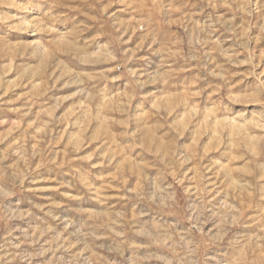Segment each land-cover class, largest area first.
Here are the masks:
<instances>
[{"label": "rangeland", "instance_id": "1", "mask_svg": "<svg viewBox=\"0 0 264 264\" xmlns=\"http://www.w3.org/2000/svg\"><path fill=\"white\" fill-rule=\"evenodd\" d=\"M26 2L27 0H0V13L19 12L20 9L6 5L12 3L23 5ZM157 2H162L168 7L152 12L150 7L144 6L149 4L150 0H45L43 11L53 10V14L57 17L56 28L62 31L66 27L70 28L73 20L87 22L92 26L79 34V46H84V40L91 42L89 52L83 54L84 63L69 62L72 57L66 50L69 45L68 40L61 42V50L58 51L52 49L44 51L35 45L29 47V41L37 37L47 38L49 33L42 31L37 32L35 36L23 37L16 32L9 33L7 25L2 23L5 17L0 15V37H3L0 39V121L4 122L0 123V161L4 165L3 174L11 175L14 170L13 165L19 157L10 151V146L18 148L20 143H23L28 151L41 150L46 155L50 154V158H54L56 162L61 163V167L57 168L55 163L44 164L40 158H36L32 161L34 170L29 172L28 178L24 181L26 187L41 190L34 196L32 193H27V195L33 196L34 203L51 206L52 218H43L42 213L39 215L47 221L49 226L54 227L57 233L65 231V224L69 223L73 227H69L67 232H72L75 227L83 224L87 214L108 212L110 207L112 211H123L128 218H133L139 212V207L134 201H126L120 197L124 194L125 188L132 191L138 188L141 176L140 166L155 159L152 153L144 151L143 147L129 154L123 137L117 139L115 143L111 141L105 143L108 139L106 129L111 128L114 131L121 128L123 124L120 120L122 100L111 99L109 103L111 111L108 117L84 119L81 112L75 111L81 102L80 96L73 95L78 86H63L67 77L60 78L61 72L57 69L61 61H63L64 70L69 72L84 70L91 74L94 71H101L103 68L110 67L111 64L101 63L106 59L105 51L94 50L97 48V43L107 44L112 41L113 46L118 42L121 51H128L132 55V59L128 62L129 68H138L148 64L149 61L141 58L149 56L150 60L154 61L150 71L155 74L160 64V56L150 54L148 41L155 39L157 43L152 47L162 50L170 39L182 37L186 30L190 35L192 24L189 21H194L197 26L204 28V31L199 34L200 38L209 42L203 48L211 59L207 71H211L217 65H223L233 73V79L238 81L237 87L245 90L254 89L261 80H264V76L258 80L256 75H249L251 65L230 63L234 59L246 60L251 54L252 63L260 65L256 68V73L259 74L264 69V35L261 34L258 26L264 21L259 19L258 14L247 17V9L243 7L249 2L255 4L256 0H157ZM54 4L55 8H53ZM209 4L215 7H209ZM98 9L107 18L105 21L99 19ZM150 12L154 19H159L160 23L152 24L149 32H145L146 24L143 22L148 21ZM22 14L29 15V13ZM30 15L41 18V10L34 9ZM168 19L172 22L164 23ZM249 19L257 26H245L246 20ZM216 20H231L236 32L225 31L226 26L221 27ZM153 29H155L154 33ZM237 36L239 40L235 38ZM93 37L97 39L94 40ZM245 39L250 40L251 43L246 48H241L240 45ZM173 51H176L175 47ZM236 51L240 53L238 56L235 55ZM189 54L187 43H181L179 56L176 58L177 63L173 65L175 74L170 78L168 92L137 97L131 104L133 110H137L138 103L142 105L137 112H144L143 119H149L147 109L152 107L154 100H158L163 105L160 109L162 113L165 108L168 110L169 122L176 120L178 115L182 116L183 119L180 120L182 132L179 139H174L177 135L176 131L169 132L166 127L160 126L158 129L146 131L144 142L161 153L169 152L173 145L176 147L183 145L186 151L196 157L191 163L185 164L179 173H174L189 188L197 183L196 177H201L209 184V191L217 186L225 187L224 178L227 169H222L225 165L232 170L231 174L234 177L247 176L251 172L252 175L247 178L252 179L254 176L264 174V116L258 114L243 124L235 122L230 126L220 124L219 117L213 118L212 116L211 100L215 98L216 93L208 87L210 81L219 79V77H209L208 80H204L203 77L207 75V71L195 67V62L186 65L184 60L179 58ZM197 76L201 77L199 83L196 82ZM113 83H122V81ZM193 100L196 101L197 108L194 116L186 111V106L190 105ZM244 107L251 111L261 106L249 104ZM151 120L155 122L158 117H151ZM135 123L144 127L142 121ZM36 128H41L43 131L37 133L34 131ZM46 133L47 142L41 139ZM156 137L159 138L158 141ZM110 152H122L123 155L116 156L109 163L106 154ZM138 152H142L146 159L137 158ZM76 155L88 157L87 160L74 161L72 167L78 169V174H85L90 169V179L95 180L99 193L95 198H93V193L85 196L84 200L70 199L61 194L69 192L71 196H80L86 191L79 184L70 189L60 186L62 182L70 179L69 176L64 175L69 171V167L63 164V161ZM91 165H97V167H91ZM98 177L114 179L111 186L102 191L100 186L104 180L97 179ZM121 180L122 185L118 187L117 183ZM259 183L264 184V180ZM20 195L22 194L18 193L17 197L10 199L16 200ZM104 197H108L107 204L100 202ZM219 199L221 197H217V200ZM192 201V208L195 209L197 206L195 197ZM4 203L7 204L8 201ZM227 203H232V201L228 200ZM240 203L242 206L249 205L245 213V216L249 218L247 219L249 227L234 231H238L242 242L246 243L247 239L255 236L259 230V226L252 222L251 217L257 216V210L264 207V201H259L253 195L247 199L242 197ZM81 204L85 206L76 207ZM25 207L30 206L22 204L17 209L0 205V216L6 217L9 213L23 210ZM55 217L59 218L55 219ZM39 224L41 221L33 217H28L26 220H12L6 224L0 222V255L19 251L13 249L12 245L19 243L16 238L20 237V229L34 231ZM210 226L206 222L204 230L207 231ZM10 232L11 235H9ZM48 239L49 237H42L41 242L44 243ZM136 242L138 238L129 233L128 243ZM97 243L109 245L113 241L109 238ZM48 246L52 248V251L47 253L45 260L51 259L52 264H62V261L70 259L69 253L56 244ZM219 247L221 246L210 244L205 249L204 258L214 255ZM23 248L31 250L29 245H24ZM153 251L156 250L153 249ZM124 258L130 261L133 259L131 248L124 252ZM218 259L223 260L225 257L219 256Z\"/></svg>", "mask_w": 264, "mask_h": 264}, {"label": "clouds", "instance_id": "2", "mask_svg": "<svg viewBox=\"0 0 264 264\" xmlns=\"http://www.w3.org/2000/svg\"><path fill=\"white\" fill-rule=\"evenodd\" d=\"M44 2L45 0H27L23 5L8 4L7 7H16L20 11L0 13L5 17L2 23L7 25L9 33L16 32L21 37L35 36L37 32L42 31L48 32L47 38L37 37L28 42L29 47L39 46L44 51L48 49L61 50V42L68 40L69 45L66 50L70 52L72 57L69 62L84 63L83 54L89 52L91 42L84 40V46H79V34L92 26L87 22L73 20L71 27H66L62 31L55 27L57 17L53 14V10L43 11ZM144 6L150 7L152 12H158L168 7L162 2L158 3L157 0H150V3ZM208 6L215 7L212 4ZM55 7L54 4L53 8ZM243 7L247 9V17L250 18L254 14H258L259 19L264 21V0H256L255 4L249 2ZM34 9L41 10V18L30 15ZM22 13H29V15ZM170 14L169 12V16ZM98 16L101 21L107 19L99 9ZM171 22V19H168L164 23ZM143 23L146 24L145 32H149L151 25L159 24L160 21L154 19L150 12L148 21ZM189 23L192 24L190 35L186 30L182 37L170 39L162 50H156L152 47L157 43L155 39L148 41L150 54L160 56V64L155 74L150 71L154 61H151L149 56L141 58L149 61L148 64L138 68H129L128 62L132 59V55L128 51H121L118 42L113 46L112 41L107 44L97 43V48L94 50L105 51L107 53L106 59L101 63L111 64L110 67L103 68L101 71H94L91 74L84 70L69 72L64 70L63 61L60 62L57 69L61 72L60 78L67 77L63 86H78L73 95L80 96L81 102L75 111L81 112L84 119L108 117L111 111L109 108L111 99L119 98L122 100L123 107L120 110V120L123 121V124L121 128L114 131L111 128L106 129L108 139L105 143H109V141L115 143L117 139L123 137L129 154L135 149L143 147L144 151L151 152L155 159L140 166L141 176L138 188L135 191L125 188L124 194L120 197L126 201H134L135 205L139 207V212L133 218H128L123 211H112L110 207L108 212L87 214L83 224L75 227L72 232H67L69 227H73L69 223L65 224V231L57 233L56 229L49 226L47 221L43 219L52 218L51 206L33 202V196L41 190L26 187L24 181L28 178L29 172L34 170L32 161L36 158H40L44 164L55 163L57 168L61 167V163L56 162L54 158H50V154L46 155L41 150H26L23 143H20L18 148L10 146V151L19 159L13 165L14 170L11 175L7 176L3 174L4 165L0 161V205L5 208L16 207L17 209L22 204L30 207L9 213L6 217L0 216V222L6 224L12 220H26L28 217H33L41 221V224L37 225L34 231L20 229V237L16 238L19 243L12 245L13 249L19 251L0 255V264H52L51 259H44L47 253L52 251V248L48 246L49 244H56L69 253L70 259L62 261V264H264V207L257 210L256 217H251L252 222L259 226L255 236L247 239V242L244 243L240 233L234 231L249 227L247 224L249 218L245 216L249 205L242 206L241 198L247 199L255 195L259 201H264V184L259 183L264 180V174L254 176L252 179L247 178V176L252 175L251 172L247 176L234 177L231 174L232 170L225 165L222 166V169H227L224 178L225 187L217 186V188L209 191V184L204 182L201 177H196L197 183L189 188L174 173H179L185 164L191 163L196 157L186 151L183 145L179 147L173 145L169 152L161 153L144 142L146 131L158 129L160 126L166 127L169 132L176 131L177 135L174 139L178 140L182 132L180 120L183 117L178 115L176 120L169 122L168 110L165 108L162 113L160 109L163 105L158 100H154L152 107L147 109L149 119H143V111L137 112L142 108L141 104H137V110L131 108L132 101L136 100L137 97L154 96L155 93L170 90V78L175 74L173 65L177 63L176 58L179 56L181 43H187L190 54L179 58L183 59L186 65L195 62V67L207 71L211 59L203 51V48L209 42L199 36L204 28L197 26L194 21H189ZM216 23L220 24L221 27L226 26L225 31L236 32L231 20H216ZM245 26L256 27L257 24L252 23L249 19L246 20ZM258 26L261 34L264 35V23H259ZM113 27L115 28V26ZM152 32L154 33L155 29ZM235 38L240 39L238 36ZM92 39L95 40L97 37ZM145 39L147 40V36ZM249 43L251 41L245 39L240 47L246 48ZM45 44L47 45L46 48ZM174 47L176 51H173ZM239 54V51L235 52V55L238 56ZM252 60L253 57L249 54L246 60L234 59L230 63L251 65L249 75H256L259 80L261 76H264V69L257 74L255 70L260 65L253 64ZM113 73L116 74L113 75ZM237 75L240 74L237 73ZM209 77H219V79L210 81L208 87L216 93L215 98L211 100L212 116L213 118L219 117L220 124L225 126H230L234 122L243 124L258 114L264 116V80H261L251 90L238 88V81L233 79V73L224 68L223 65H217L216 68L207 71V75L203 79L208 80ZM200 79L201 77L197 76L196 82L199 83ZM115 81H122V83H113ZM153 85L158 87H150ZM249 104H258L261 107L248 111L244 106ZM186 111L189 115L194 116L197 112L196 101L193 100L190 105H187ZM151 117H158V120L153 122ZM137 121H142L144 127L135 123ZM0 123L4 122L0 121ZM34 131L39 133L43 129L36 128ZM41 139L47 142V133ZM158 139L156 137L157 141ZM106 155L110 163L116 156L123 155V153L110 152ZM136 155L137 158L146 159L142 152H138ZM87 159L86 156L76 155L63 161V164L69 167V171L64 175L69 176L70 179L62 182L60 186L70 189L79 184L86 191L80 196H71L69 192L61 193L62 195L76 200H84V197L89 193L94 194L93 198L99 195L95 180L90 179V169L85 174H78V169L72 167L74 161ZM91 167H97V165H91ZM97 179L104 180L100 186L103 191L111 186L114 178L98 177ZM121 185L122 180L117 183L118 187ZM18 193L22 195L16 200L10 199L17 197ZM27 193H32L33 196H29ZM193 197H195L197 204L195 209L192 208ZM217 197H221V199L217 200ZM44 199L48 198L44 197ZM6 200L8 201L7 204L4 203ZM228 200H231L232 203H227ZM100 202L107 204L108 197H104ZM84 206L81 204L76 207L82 208ZM40 213L43 214V218L39 215ZM142 217H146V219H142ZM58 218L55 217V219ZM206 222L211 225L207 231L204 230ZM117 226H119V230H117ZM66 232L67 234H65ZM129 233L138 238V242L129 244ZM49 234L51 235L49 236ZM42 237H49V239L42 243ZM109 238L112 239V244L97 243ZM210 244L221 247L217 249L214 255L205 259V249ZM24 245L31 246V250L23 248ZM37 245L39 247H36ZM128 248L133 251L131 261L124 258V252ZM219 256H223L225 259L220 260L218 259Z\"/></svg>", "mask_w": 264, "mask_h": 264}]
</instances>
